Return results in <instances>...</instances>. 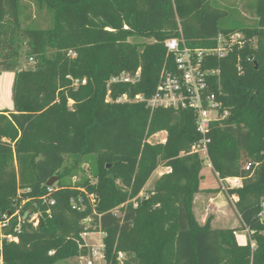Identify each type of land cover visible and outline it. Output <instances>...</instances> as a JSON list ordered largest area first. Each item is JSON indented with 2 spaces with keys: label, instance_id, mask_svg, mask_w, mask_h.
I'll use <instances>...</instances> for the list:
<instances>
[{
  "label": "trees",
  "instance_id": "1",
  "mask_svg": "<svg viewBox=\"0 0 264 264\" xmlns=\"http://www.w3.org/2000/svg\"><path fill=\"white\" fill-rule=\"evenodd\" d=\"M35 1L53 13L52 28H23L20 0H0L3 70L16 71L23 44L36 62L16 74L14 109L0 113V225L6 215L41 212L39 226L24 222L20 234L17 217L0 226L4 264L87 257L85 232L106 234V264H118L119 253L128 255L127 264H264V0L243 6L254 26H236L217 0ZM234 33L244 34V47L209 63L220 71L209 94L228 112L209 134V160L219 179L242 180L226 191L238 197L241 226L214 229L211 218L199 224L193 210L204 168V159L190 153L201 140L194 111L116 101L151 98L161 75L176 71L168 40L182 37L200 50L214 47L217 35ZM138 70L135 84L111 83ZM77 80L86 84L76 87ZM159 132L167 133L165 142L150 144ZM92 155L95 182L69 184L74 166L64 167L66 157H74L76 169ZM161 166L171 171L141 201ZM54 177L56 185L48 187ZM239 231L248 232L246 245L239 244ZM2 233L19 242L2 240Z\"/></svg>",
  "mask_w": 264,
  "mask_h": 264
},
{
  "label": "built area",
  "instance_id": "2",
  "mask_svg": "<svg viewBox=\"0 0 264 264\" xmlns=\"http://www.w3.org/2000/svg\"><path fill=\"white\" fill-rule=\"evenodd\" d=\"M213 41L215 45L212 48L191 50L186 46L182 37L168 40L165 45L168 51L175 57L176 71L166 72L161 75L156 92L151 98L138 95L134 100H130L127 95H124L116 101L117 103H145L151 109L165 108L194 111L196 114V128L201 136V140L192 146L190 153L199 155L201 159H210L209 145L211 139L209 134L213 124L224 120L228 116V112L221 113L223 104L217 99V95L209 94L210 79L218 76L220 73L218 69L211 68L209 63L215 59H225L233 52L235 47L242 48L246 42L243 33L231 35L219 34ZM70 55L75 56L73 52ZM31 61L34 60L31 59ZM239 69L242 70V66ZM140 76L141 71L138 70L135 75L123 74L120 77H115L111 80V83L135 84L140 80ZM80 84L85 85L86 80L81 83L79 80L74 82L76 87ZM107 101H111L109 96ZM222 181H226L229 184V189L242 186V180L239 178H229ZM231 200L232 203L237 202L238 197L233 195ZM91 202L92 204L95 202L93 198H91ZM74 208L81 210L75 203ZM15 217L18 218V224L14 231L20 234L24 222L32 224L35 228L39 226L41 212L30 213L25 218L21 217L19 212L13 215H6L0 225L1 228L9 227L11 220ZM90 221V219H87L85 222L89 223ZM90 235H99L102 238L91 247L84 242L85 246L90 250V254L82 258L86 260V264H106L104 255V238L106 234L103 232H85L82 234L83 240L85 241ZM1 238L9 242H19V238L16 235H4L2 233ZM0 250H2V241L0 243ZM117 261L118 264H127L129 261L128 255L119 253ZM0 264H4L2 255H0Z\"/></svg>",
  "mask_w": 264,
  "mask_h": 264
},
{
  "label": "rangeland",
  "instance_id": "3",
  "mask_svg": "<svg viewBox=\"0 0 264 264\" xmlns=\"http://www.w3.org/2000/svg\"><path fill=\"white\" fill-rule=\"evenodd\" d=\"M249 0H217V2L230 10V18L235 21L236 26H241L242 22L248 26H254L256 20L255 18L251 17L250 15L243 13V6ZM243 13V14H242ZM20 18L22 22L23 28H35V29H50L53 27V13L46 8H40L39 5L35 0H20ZM225 23V22H224ZM222 23L223 26L225 24ZM227 24V22H226ZM132 43H152L151 39H130ZM27 46L23 44L21 47L20 56L18 58V66L15 72L12 71H4L3 67L1 66V59H0V74L10 73L15 75L20 71L31 70L34 69L36 62L31 61L30 57L27 53ZM75 57V56H71ZM69 105H73V101L69 102ZM167 138L166 132H159L156 135H153L149 138L150 144H157L165 142ZM74 157H66L64 167L72 168L75 167L74 164ZM82 163L76 168L73 169L71 177L67 178L66 181L71 184L72 186L78 185L83 183L87 179H89L92 183L95 182L93 177V171L96 166V156L92 155L89 159L81 160ZM209 159H204V167L207 166ZM167 169L163 166L159 167L156 172L151 177L150 181L147 183L144 191L140 195V200H145L148 196V193L153 190V187L156 181L162 177L160 173H166ZM56 185V183H54ZM222 187L220 190H222ZM224 187V194L228 200L229 206L234 209V205L232 203L231 198L228 197L226 191L229 189V184L225 183ZM219 190V191H220ZM120 215V212L117 213ZM264 217V215H263ZM102 238L99 235H90L84 241L89 247L94 244L98 243V240ZM59 264H86V260L83 258H75L72 260H68L66 262H61Z\"/></svg>",
  "mask_w": 264,
  "mask_h": 264
},
{
  "label": "crops",
  "instance_id": "4",
  "mask_svg": "<svg viewBox=\"0 0 264 264\" xmlns=\"http://www.w3.org/2000/svg\"><path fill=\"white\" fill-rule=\"evenodd\" d=\"M15 75L10 73L0 74V113L12 111L13 86ZM166 173H160V176L169 173L170 168H166ZM226 181L219 179L210 162L207 163L201 172L200 192L195 196L194 213L199 224H206L211 218V226L214 229H235L241 226L240 217L237 211L232 209L224 194V184ZM222 187V190L220 188ZM220 190V192H214ZM237 240L240 245H246L249 241L247 231H239Z\"/></svg>",
  "mask_w": 264,
  "mask_h": 264
},
{
  "label": "water",
  "instance_id": "5",
  "mask_svg": "<svg viewBox=\"0 0 264 264\" xmlns=\"http://www.w3.org/2000/svg\"><path fill=\"white\" fill-rule=\"evenodd\" d=\"M56 181H57V177L52 178V179L49 181V183H48V187H52Z\"/></svg>",
  "mask_w": 264,
  "mask_h": 264
}]
</instances>
